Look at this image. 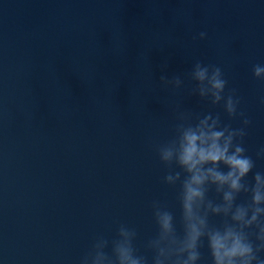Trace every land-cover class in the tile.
<instances>
[{
  "label": "water",
  "instance_id": "1",
  "mask_svg": "<svg viewBox=\"0 0 264 264\" xmlns=\"http://www.w3.org/2000/svg\"><path fill=\"white\" fill-rule=\"evenodd\" d=\"M202 30L208 38L193 40ZM195 60L220 66L237 89L255 159L264 0H0V264H78L120 223L150 255L152 201L179 218L178 188L163 183L152 147L172 134L176 105L240 126L190 96L192 82L178 94L157 87Z\"/></svg>",
  "mask_w": 264,
  "mask_h": 264
},
{
  "label": "clouds",
  "instance_id": "2",
  "mask_svg": "<svg viewBox=\"0 0 264 264\" xmlns=\"http://www.w3.org/2000/svg\"><path fill=\"white\" fill-rule=\"evenodd\" d=\"M207 38L205 30L193 36ZM251 72L264 84V63L253 64ZM186 80L193 84L190 96L219 106L228 121L239 119L240 126L226 122L221 112L195 113L182 101L177 104L172 134L152 147L166 169L163 183L178 188L179 218L153 200L156 233L144 244L150 255L136 246L137 230L120 223L114 238L98 235L78 264H264V171L256 170L264 145L255 159L248 154L245 138L252 121L240 110L241 97L228 88L220 66L195 60L182 76L161 75L157 87L178 94Z\"/></svg>",
  "mask_w": 264,
  "mask_h": 264
}]
</instances>
